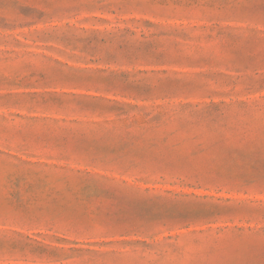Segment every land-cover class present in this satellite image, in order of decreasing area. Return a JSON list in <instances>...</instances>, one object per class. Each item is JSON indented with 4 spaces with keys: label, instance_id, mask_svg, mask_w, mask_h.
Returning a JSON list of instances; mask_svg holds the SVG:
<instances>
[{
    "label": "rangeland",
    "instance_id": "1",
    "mask_svg": "<svg viewBox=\"0 0 264 264\" xmlns=\"http://www.w3.org/2000/svg\"><path fill=\"white\" fill-rule=\"evenodd\" d=\"M0 264H264V0H0Z\"/></svg>",
    "mask_w": 264,
    "mask_h": 264
}]
</instances>
